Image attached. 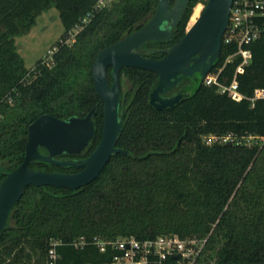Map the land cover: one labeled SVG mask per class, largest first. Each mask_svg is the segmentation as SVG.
<instances>
[{"label": "trees", "instance_id": "16d2710c", "mask_svg": "<svg viewBox=\"0 0 264 264\" xmlns=\"http://www.w3.org/2000/svg\"><path fill=\"white\" fill-rule=\"evenodd\" d=\"M98 0H0V183L26 155L28 128L40 116L85 117L94 107L97 135L81 155L98 145L104 103L94 87L93 65L105 48L144 27L159 0H118L95 11ZM191 0L176 31L183 38L194 7ZM59 11L65 28L52 65L25 66L16 38L30 32L40 14ZM94 15L84 24L88 13ZM73 44L65 40L78 27ZM161 44V43H159ZM253 59L238 76L240 90L253 97L264 89V38L251 45ZM235 46L222 47L214 66H223ZM240 59L228 64L232 80ZM130 88L122 93L124 126L116 154L99 177L72 191L30 186L13 207L0 235V264H47L52 241H62L61 264H109L113 252L71 243L85 238L138 240L178 235L208 237L198 264H264V140L251 146L209 144L211 136L264 138V100L238 102L217 87L200 84L172 108L150 104L157 75L124 68ZM42 151V150H41ZM39 171L73 173L42 162Z\"/></svg>", "mask_w": 264, "mask_h": 264}, {"label": "water", "instance_id": "95a60500", "mask_svg": "<svg viewBox=\"0 0 264 264\" xmlns=\"http://www.w3.org/2000/svg\"><path fill=\"white\" fill-rule=\"evenodd\" d=\"M170 1L159 0L154 16L144 27L105 48L96 57L93 81L96 92L104 102V118L102 138L88 158L76 161L57 159L64 154L81 155L89 147L96 133L93 118L97 107L85 117L72 116L65 120L44 114L29 126L24 161L9 172L0 185V235L8 225L13 207L22 199L28 187L50 186L77 191L96 180L114 155L128 154L127 150L117 146L124 126V118L120 113L119 82L123 68L155 72L160 76L150 103L157 110L163 111L189 96L161 97L162 93L176 86L180 80L179 74L193 76L194 72H201L206 76L218 61L234 0H208L185 37L173 47L159 51L165 53L166 57L160 60L146 57L145 54L152 50H140L150 41H165L173 37L172 30L189 0H176L174 10H171ZM172 20L171 29L166 30L164 24ZM109 67L113 68L112 85L107 78ZM41 147L47 153L41 152ZM33 162L82 170L77 173L45 172L30 168Z\"/></svg>", "mask_w": 264, "mask_h": 264}, {"label": "built area", "instance_id": "2783aa9c", "mask_svg": "<svg viewBox=\"0 0 264 264\" xmlns=\"http://www.w3.org/2000/svg\"><path fill=\"white\" fill-rule=\"evenodd\" d=\"M118 0H98L94 12L103 10ZM94 13H88L83 23H89ZM82 27L71 32L69 38L78 34ZM264 38V0H234L230 12L229 24L223 36V45L235 46L236 51L230 54L223 66L210 70L204 79L207 86H215L221 94H229L238 102L249 100L252 106L256 101L264 100V89H257L253 97H247L240 90L238 76L244 72L253 59L251 45ZM75 42V39H73ZM57 48L55 49V52ZM53 52V54L55 53ZM240 59L234 77L229 80L224 76L228 64ZM264 138L254 136L235 138L233 136L207 138L209 144L213 142L228 143L235 142L238 145L251 146L259 143ZM208 237L181 238L178 235L159 236L154 239L138 240L134 237L119 238L116 240H104L95 238L87 241L85 238L75 240L71 243L75 249H84L87 245L97 246L100 252H113L112 261L109 264H198L203 255ZM62 241H52L48 254L47 264H61L62 256L59 247Z\"/></svg>", "mask_w": 264, "mask_h": 264}, {"label": "rangeland", "instance_id": "374dc122", "mask_svg": "<svg viewBox=\"0 0 264 264\" xmlns=\"http://www.w3.org/2000/svg\"><path fill=\"white\" fill-rule=\"evenodd\" d=\"M205 1L199 4L202 9L208 0ZM196 8L193 11V17ZM195 21H191L190 25ZM74 33H77V31H74ZM64 34L65 28L56 7H51L40 14L30 32L16 38L17 49L25 62L26 68L33 70L40 60L52 65L53 52L57 48V43L63 39ZM76 35L73 38H69V35L65 43L73 44V39H76ZM197 86L198 83L192 87L191 92H194ZM30 264H34V261Z\"/></svg>", "mask_w": 264, "mask_h": 264}, {"label": "flooded vegetation", "instance_id": "af4514ba", "mask_svg": "<svg viewBox=\"0 0 264 264\" xmlns=\"http://www.w3.org/2000/svg\"><path fill=\"white\" fill-rule=\"evenodd\" d=\"M191 0H189V3H190ZM201 2H199L197 5L203 3V2H206L205 0H200ZM175 3H176V0H171L170 1V4H171V10H174V7H175ZM189 3H188V6H189ZM197 5L194 7V9L197 7ZM188 6L186 7V9L188 8ZM186 9L184 10L182 16L180 17L179 21L177 22L176 26L173 28L172 32H173V37L171 39H168V40H165V41H150L148 43H146L145 45H143L140 50H152V52L148 51L145 56L146 57H150V58H154V59H162L164 57H166V54L165 53H161L159 51H164V50H167L171 47H173L174 45H176L177 43H179L186 35H184L183 38L179 39L178 41L172 43V44H162L163 42H171V41H175L176 39V31L178 29V26L180 24V22L182 21L183 17H184V13L186 11ZM192 18H193V15L192 17L190 18L189 22H188V25H187V28H186V32L188 31V29L191 27V21H192ZM151 20V19H150ZM173 23V20L169 23H165L164 24V28L166 30H169L171 29V24ZM142 28V27H141ZM140 28V29H141ZM138 31V30H137ZM136 32V31H135ZM161 43V44H159ZM158 51V52H156ZM216 65V63L213 65V67L211 68V70L214 69V66ZM124 68L120 71V74H119V82H120V86H121V107H120V113L121 115H123V108H122V93L123 91L125 90H128L130 88V85L128 83V79L126 77V74L123 72ZM155 73V72H153ZM157 75V83H156V86L154 87V89L152 90L151 94L154 92V90L157 88L158 84H159V80H160V76L155 73ZM208 74V73H207ZM178 77L180 78V80L177 82L176 86H174L172 89L168 90L167 92L165 93H162L161 94V97L164 98V99H167V98H173L177 95H191L192 92H191V89L192 87L198 83V86L202 83H204V79L206 76H203L201 72H194L193 76H183L182 74H179ZM107 78H108V81H109V84L112 85L113 84V81H114V76H113V68L112 67H109L108 69V72H107ZM197 86V87H198ZM95 87V86H94ZM196 87V88H197ZM195 91V90H194ZM151 94H150V101H151ZM100 97V96H99ZM182 100V99H181ZM104 103V102H103ZM151 104V103H150ZM154 107V106H153ZM97 135V132L95 133V136ZM94 136V137H95ZM101 138H102V133H101ZM100 138V140H101ZM94 139V138H93ZM100 140H99V143H100ZM92 143V141L90 142V144ZM98 143V145H99ZM98 145L95 147V149L98 147ZM90 146V145H89ZM89 148V147H88ZM93 149L91 151V153L88 155V157L92 154V152L95 150ZM40 150H42L41 152L43 153H47L46 149L41 147ZM68 155V154H67ZM70 156V155H68ZM88 157H85V158H73V157H64L63 155L62 156H59L57 157V159L59 160H73V161H76V160H84ZM31 166V165H30ZM31 168V167H30ZM82 169H78V171H75L73 173H77V172H80ZM11 172V171H9ZM7 172L4 179L6 178L7 174L9 173ZM45 172H48V171H45ZM3 179V180H4ZM2 180V181H3ZM1 181V183H2ZM0 183V185H1Z\"/></svg>", "mask_w": 264, "mask_h": 264}, {"label": "bare ground", "instance_id": "6f19581e", "mask_svg": "<svg viewBox=\"0 0 264 264\" xmlns=\"http://www.w3.org/2000/svg\"><path fill=\"white\" fill-rule=\"evenodd\" d=\"M201 11H202V6L199 5V6L196 8V11H195V14H194V17H193L192 21H195V20L199 17Z\"/></svg>", "mask_w": 264, "mask_h": 264}]
</instances>
